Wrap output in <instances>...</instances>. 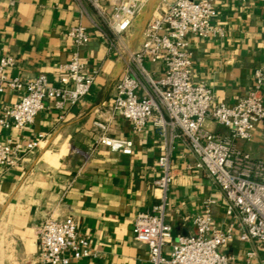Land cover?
<instances>
[{"label":"crops","instance_id":"1","mask_svg":"<svg viewBox=\"0 0 264 264\" xmlns=\"http://www.w3.org/2000/svg\"><path fill=\"white\" fill-rule=\"evenodd\" d=\"M110 11L121 0H101ZM131 27L115 47L96 30L100 25L95 10L86 0L0 1V58L13 57L16 65L11 78L34 80L46 75L56 84L63 76L60 66L69 62L74 46L68 31L84 26L90 42L79 50L89 71L99 73L90 93L74 107L57 110L53 105L42 111L32 125L17 130L0 124V144L29 143L43 135L39 146L23 155L19 167H0V264H38L37 230L49 218H73L79 232L87 237L96 255L71 264H151L148 246L134 240L133 226L139 213L150 211L159 202L155 181L161 176L158 159L163 153L159 133L152 123L135 131L130 122L113 111L116 86L123 77L127 56L123 49H140L148 23L161 16L173 0H140ZM217 15L213 25L223 37L203 39L190 35L193 81L204 82L215 101L233 106L254 85V72L264 63V0H213ZM157 76L164 66L148 63ZM20 93L0 94V119L4 109L18 102ZM97 123L108 126L107 134L133 141L131 156L97 146L103 134ZM216 134L227 130L209 121ZM263 125L257 127L255 146L239 147L262 158ZM176 179L170 190L167 221L172 226V241L180 236H195L194 218L204 203L213 199L216 228L226 229V202L209 179L193 168V155L187 139L177 140L172 155ZM171 246L165 248L169 252ZM257 254L253 264H263L264 251L255 243L239 240V231L221 248L231 262L244 264L247 252Z\"/></svg>","mask_w":264,"mask_h":264},{"label":"built area","instance_id":"2","mask_svg":"<svg viewBox=\"0 0 264 264\" xmlns=\"http://www.w3.org/2000/svg\"><path fill=\"white\" fill-rule=\"evenodd\" d=\"M4 1L14 4V0ZM86 1L100 19V25L93 23L94 28L110 41L113 39V47L133 24L141 3L121 0L110 11L101 0ZM216 15L213 0H173L161 16L148 23L138 51L123 49L128 59L116 86L113 111L130 122L135 131L152 123L163 145L158 159L161 176L155 181L161 197L150 211L136 216L133 226L134 240L148 246L151 264H235L221 252L235 230L239 231L240 241L255 243L264 251V159L239 147V143L252 142L257 127L264 126V63L254 72L253 88L233 106L217 103L206 83H195L189 37H223V30L213 25ZM68 37L74 52L69 62L60 66L63 76L56 84L50 83L46 75L34 80L11 78L8 71L16 65L15 59L0 58V94L20 93L19 101L4 109L0 124L8 129H25L49 106L57 110L74 107L90 93L99 71H89L79 55V50L90 42V35L78 25L68 31ZM148 63L164 66V73L157 76ZM209 121L227 133H214L207 127ZM97 126L103 131L97 146L125 156L133 154V141L109 136L105 124ZM43 138L41 135L25 150L19 145L0 144V167H19L23 155L38 147ZM181 138L189 142L193 168L204 173L221 192L225 215L231 222L226 229L216 228L212 214L215 201L208 199L202 213L193 220L196 235L180 236L173 242L167 211L176 179L172 155ZM261 139L264 145V127ZM37 236L38 264H71L96 255L90 240L79 232L71 217L47 219ZM168 246L171 249L166 253ZM256 254L254 250L247 252L244 264H253Z\"/></svg>","mask_w":264,"mask_h":264},{"label":"rangeland","instance_id":"3","mask_svg":"<svg viewBox=\"0 0 264 264\" xmlns=\"http://www.w3.org/2000/svg\"><path fill=\"white\" fill-rule=\"evenodd\" d=\"M242 144H249L251 146H255L254 144H252L251 142H247V143H242ZM260 156L264 159V153L260 154Z\"/></svg>","mask_w":264,"mask_h":264}]
</instances>
